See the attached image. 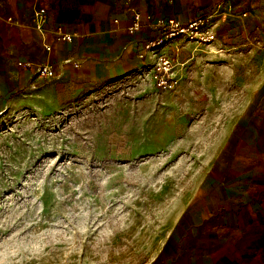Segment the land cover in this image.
I'll return each instance as SVG.
<instances>
[{
  "label": "rangeland",
  "instance_id": "1",
  "mask_svg": "<svg viewBox=\"0 0 264 264\" xmlns=\"http://www.w3.org/2000/svg\"><path fill=\"white\" fill-rule=\"evenodd\" d=\"M232 13L225 41L175 58V89L134 74L55 110L39 98L5 106L0 264L162 259L218 158L239 150L232 135L264 103V0H240Z\"/></svg>",
  "mask_w": 264,
  "mask_h": 264
},
{
  "label": "crops",
  "instance_id": "2",
  "mask_svg": "<svg viewBox=\"0 0 264 264\" xmlns=\"http://www.w3.org/2000/svg\"><path fill=\"white\" fill-rule=\"evenodd\" d=\"M238 1L5 0L0 5V112L7 104L15 107L32 98H39L43 110H55L63 97L80 95L92 85L140 76L166 53L181 63L196 59L206 49L192 43L176 42L140 55L161 19L187 22L214 12V19L222 21L219 39L225 41ZM39 12L45 19L37 18ZM135 15L141 16V27L130 33L128 26ZM58 27L72 40L58 41ZM45 44L52 46L50 52ZM47 61L61 74L54 81L37 77L39 64ZM260 114L264 115V103L253 104L248 124L231 138L240 142L239 150L224 151L218 158L215 172L199 190L201 199L190 205L157 264H264V123L260 124Z\"/></svg>",
  "mask_w": 264,
  "mask_h": 264
},
{
  "label": "built area",
  "instance_id": "3",
  "mask_svg": "<svg viewBox=\"0 0 264 264\" xmlns=\"http://www.w3.org/2000/svg\"><path fill=\"white\" fill-rule=\"evenodd\" d=\"M5 0H0V5L4 6ZM214 12L196 16L187 22L177 18L161 19L156 23V34L145 41L141 57H145L147 52H154L159 48L172 43H192L199 47L212 46L219 39V25L214 20ZM38 19H45V14L36 13ZM11 22L17 23L13 17H8ZM141 16L135 15L129 23L128 31L135 33L141 27ZM41 27V26H40ZM56 39L58 41H70L72 35L66 33L61 27L56 29ZM48 52L52 46L45 44ZM31 66V62L26 63ZM176 60L171 54H164L160 60L153 65L149 71L143 70L141 78H148L158 89L172 90L178 87L180 80L176 74ZM61 74L57 67L50 61L42 62L38 66L37 77L44 81H54Z\"/></svg>",
  "mask_w": 264,
  "mask_h": 264
}]
</instances>
